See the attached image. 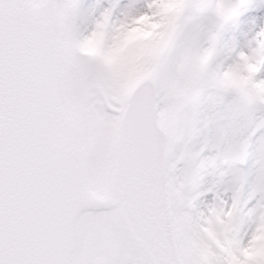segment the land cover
<instances>
[{"label":"snow or ice","instance_id":"snow-or-ice-1","mask_svg":"<svg viewBox=\"0 0 264 264\" xmlns=\"http://www.w3.org/2000/svg\"><path fill=\"white\" fill-rule=\"evenodd\" d=\"M0 264H264V0H0Z\"/></svg>","mask_w":264,"mask_h":264}]
</instances>
